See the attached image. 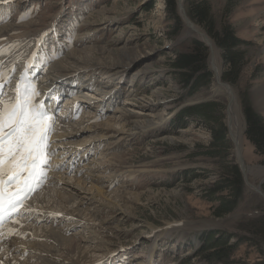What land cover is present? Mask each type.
I'll return each instance as SVG.
<instances>
[{
  "label": "rangeland",
  "instance_id": "rangeland-1",
  "mask_svg": "<svg viewBox=\"0 0 264 264\" xmlns=\"http://www.w3.org/2000/svg\"><path fill=\"white\" fill-rule=\"evenodd\" d=\"M197 1L203 0H183L185 12L191 2ZM204 1L214 28L222 22H230L235 35L242 40L238 55L241 64L239 66L238 61L237 67L232 64L229 69L222 48L202 24L188 17L191 27L200 28L209 36L208 41L216 50L220 80L235 93L242 124L239 154L227 122L228 91L225 95L216 86L211 49L207 51L208 69L212 73L210 86L179 103L176 101L179 89L168 70L174 57L173 47L178 44L177 39L185 28L177 0L176 9L183 26L173 37L167 33L172 19L167 17L166 0H5L0 3V32L5 29L8 35L18 34L24 38L8 40L6 35H1L0 41L6 39L7 46H24L37 40V55L50 64L75 48L78 53L86 55V72L81 71L84 67L78 69L81 78L88 77L93 81L91 89H97L96 96L107 97L110 91L118 90L122 102L127 100L123 106L117 107L122 112L116 113L107 112L105 104L97 106V101L83 102L84 106L79 110L87 122L81 125L83 122L72 121L78 129L70 135L76 139L80 134L85 142L87 136L92 135L94 145L90 147L91 153L79 156L74 163L72 169L77 170L72 172L71 169L67 183L71 188L73 175H79L78 169L82 165L94 166L87 172H93L91 177L102 181L97 195L103 199L91 203L93 199L87 195L85 202H73L74 208H78L76 211L68 208L54 211V204L58 205L60 201H52L49 211L55 212V218L50 222L54 226L60 224L61 228H51L46 238L52 234L72 237L75 251L80 254L78 264H95L107 257L114 259L108 264H136L137 260L147 261L149 257L152 264H204L194 254L200 246L202 232L210 229L239 231L237 219L264 208V162L246 137L243 111L245 102L264 119V0ZM191 32L187 37L200 39ZM128 48L134 49V56L122 55ZM117 55L119 60H114ZM91 63L102 67L89 65ZM49 66L55 68V64ZM58 71L72 70L62 68ZM90 94L94 95L93 92ZM201 101L214 103L204 109L208 118L191 114L186 117L185 124L179 125L174 117L179 109ZM135 118L139 120V126H135ZM105 121L113 126L118 121L121 130L114 132L106 126L87 130V124L103 126ZM219 125L225 128L224 137H213V132H220ZM81 151H78L79 155ZM219 151L238 164L245 189L251 194L223 216L211 214L210 206L216 201L203 193L204 186L218 177L219 162L211 157L210 152ZM105 177L110 178L104 182ZM61 184L65 191H69L66 181ZM89 185L90 182H86L85 186ZM255 187H259L260 193H256ZM89 209L99 217L95 220L90 218L93 216L84 217L87 232L99 233V236H93V241L98 236L93 247L77 243L71 235L72 225L81 219L80 211ZM101 220L111 222L108 225L111 227H104L99 222ZM81 230L85 235L86 229L81 227ZM248 245L246 242L239 244L234 256L241 258L242 264L261 262L264 240L263 253ZM152 247L154 252L150 253Z\"/></svg>",
  "mask_w": 264,
  "mask_h": 264
},
{
  "label": "bare ground",
  "instance_id": "bare-ground-1",
  "mask_svg": "<svg viewBox=\"0 0 264 264\" xmlns=\"http://www.w3.org/2000/svg\"><path fill=\"white\" fill-rule=\"evenodd\" d=\"M4 1L5 0H0V3H3ZM180 2L183 4V0H180ZM49 11H51V8L49 9ZM189 23L192 26L191 24L192 22ZM187 31L189 32L190 29H187ZM6 33L7 31L4 29L3 32H0V36L6 35L8 40L9 39L24 40V38H21L18 34L8 35ZM193 33L197 34V32H193ZM37 43L38 41L36 40L34 42L30 41V43L24 46H18V45L7 46L6 39L0 41V50H2L0 51V62L3 63L4 68L7 70V80L4 83L10 88L11 98L15 96L16 84L21 80H23V82L35 84L36 89L41 90V94L36 99L38 102H41L45 106V109L49 111L51 114H54L55 107H57L58 102L60 103L63 97L68 98L65 101V103L67 102L66 104L71 103V105H74L76 103H80L82 104V106H84L83 102L97 101L98 102L97 106L101 104L106 105L107 112H115V113L119 111L122 112L117 107L123 106V104H125L127 100L125 99L122 102L118 90L110 91L107 97L101 94L97 97L96 96L97 89H91L93 81L88 77L81 78V71L84 73L88 68V67L87 68L84 67L87 65L86 64L87 58L85 57L86 55L83 52L78 53L76 49L73 48L72 50L68 51L65 56H62V58L57 59L53 63L55 64V68H53L52 66H49L53 64H50V62L47 60H41L39 58L38 62L35 61V50L37 48L36 46ZM212 45L213 44L209 46L211 49V58H210L211 65L213 67V70L215 71L216 80H218L220 79V69L216 61L217 59L216 50L215 47ZM97 49L99 51V48ZM123 52H124L122 53L123 56L129 55L132 57L135 55V51L133 48H128L126 50H123ZM106 54L111 55V53H106ZM106 54L104 57H106ZM113 59L119 60L118 55L116 58L114 57ZM21 63L22 65L19 66V64ZM89 65H94L95 67H102L97 63L96 64L91 63ZM13 68L14 70H12ZM62 68L72 71L59 72L58 69L62 70ZM78 68L79 69L83 68V69L79 71ZM102 81L103 80L101 79L100 82ZM220 91L224 92L225 95H226L225 91H228V94L226 95L229 99V106L227 109L228 110L227 122L229 129L233 134L232 137L235 140L234 144H236V147L239 148L241 146L242 124H241V117L237 108V103L235 98L236 96L231 87H229V89H227L226 87H222V89L220 88ZM90 92H93L94 95H91ZM46 99H49L50 101L45 102ZM83 116H84L83 112L79 114V116L76 119H74L71 116V114L69 116L67 115L64 116L63 117L64 120L59 121L56 127V131L54 130L53 133L51 134L50 136L51 149L55 150V154L51 157L53 163L51 168H49L48 178L41 191L37 192L33 196V199L27 203L28 211H32L34 214V217L29 220V225L30 227L32 226L31 229L35 230V233L33 234V236L24 235L20 237H14L11 241V237L13 236L14 231L18 229V226L23 224L25 220H20L17 225L16 224L14 225L13 222H11L9 225H6L4 228H2L0 231V264H78L77 259L79 258L80 254L77 251H75V245L72 237H67L64 230L61 229V231L66 236L62 234H52L46 238V235L51 228L60 227V224L59 226H54L50 221L46 224V222L48 221L46 214L49 213L53 218H55L54 217L55 212H51L49 210L51 208L50 206L52 201L56 202L57 199L60 202H58V205L54 204L53 206L54 211L55 210L62 211L65 208H68L71 211H76L75 209L78 208H74L75 205L73 204V202L76 200H78V203L85 202L87 200V195H90L89 199L90 198L93 199L91 203H93V201L97 199L100 198L103 199V196L97 195V193L101 191L102 181L99 178H92L91 176L93 175L92 174L93 172L91 171L87 172V169L92 167L94 168V166L89 167L86 166V164L82 165L78 169L80 170L79 175L72 174L74 177V182L71 184V188H70V185L67 183L68 182L67 178L70 177V174L68 173H71V171L67 170L66 166L63 167L59 163L60 162L59 153L62 152L63 155L67 158L71 157L69 163H72L73 161H75L74 157L75 154H78V151L83 150L81 151L80 156L81 155L87 156V154L90 152V147L94 145V143L91 142L92 135L87 136L86 142H85L86 140L85 138L83 139V137L79 136L80 134H78L76 139L70 135L72 132H76L77 131L76 129H78V127H74V123L72 121L77 123L79 121L83 122L81 125H84L87 122V119L86 120L82 119ZM65 118H68L67 121H65ZM134 124L135 126L140 125V122L137 118H135ZM104 126L109 127V129H111L114 132H118V130H121L120 127L118 126V121L115 122L114 126L113 123H109L108 121L103 122V126H98V124L96 125L87 124V130L103 129ZM66 128L69 129L66 130ZM88 139L90 140L88 141ZM99 153L101 154L102 152L100 151ZM75 170H73L72 172H74ZM109 178L110 177L108 178L105 177L103 181L105 180L104 182H106L107 179ZM62 181H66V184L69 185L68 186L69 191H65L64 185L61 184ZM86 182H90L91 185H89V187H86L85 186ZM74 184H76V186ZM80 184H82L83 186H81ZM91 188H93L92 191ZM89 191L90 194H88ZM110 199L111 198H109V200ZM59 205H62L64 208H61ZM94 205H96V203H94ZM97 207L100 206L98 205ZM94 213L95 212H93V209L80 211L79 214L81 215V219L78 222H76L74 225H72L71 230H73L72 231L73 234L71 235L74 236V239L77 243L82 245L88 244L91 247H93L94 244L92 245V243L98 241L97 238L99 236L98 235L99 233L96 232L95 234H91L90 232H87V227H86L87 223L84 221V217L88 219L89 216H93L90 217L93 218V220L99 218L97 216L98 214L96 215ZM38 218H40V220ZM99 222L104 224V227L106 228L111 227L108 226L111 222H105V220H101ZM81 227H84L86 229L85 235H83V231L81 230ZM94 228L96 229L95 226ZM95 235L98 236L93 241L94 238L93 236ZM83 236L85 237L83 238ZM85 239H90V240L86 241ZM48 240H51L49 241L50 243L48 242ZM82 240L85 241L83 242ZM32 252L34 254H32ZM153 252H154V247L151 248L150 253ZM60 254H63V256ZM146 259L147 261H149V264H152V259L150 257ZM147 261L137 260L136 264H148Z\"/></svg>",
  "mask_w": 264,
  "mask_h": 264
},
{
  "label": "trees",
  "instance_id": "trees-1",
  "mask_svg": "<svg viewBox=\"0 0 264 264\" xmlns=\"http://www.w3.org/2000/svg\"><path fill=\"white\" fill-rule=\"evenodd\" d=\"M166 1L167 17L172 19L167 33L169 37H173L182 28L183 20L177 13L175 0ZM186 14L192 21L195 20L202 24L207 34L222 48L229 69L232 64L237 67L236 62L238 61L240 66L238 55L240 54L239 44L242 40L235 35L230 22H222L214 28L213 20L209 16V10L204 0L191 2L186 9ZM173 49L174 57L169 63L171 69L168 72L177 83L179 91L176 101L179 103L195 92L208 88L212 81V73L208 69V47L200 39L187 37ZM212 104L214 103L211 101H201L184 106L174 117L179 125L185 124L186 117L191 114H202L203 117L208 118L204 109ZM243 111L246 120V137L253 143L256 152L262 156V162H264V119L245 102ZM217 129L220 132H213V137H224V126L219 125ZM211 143L214 144L213 141ZM210 155L219 162L220 171L214 182L204 186L203 193L211 200L216 201L210 206L211 214L223 216L236 209L251 194L246 191L240 168L233 159L228 160L226 154L220 153V151L210 152ZM237 228L239 231L232 233L226 229L205 230L200 236V246L194 254L201 258L205 262L204 264H242V259L234 256L236 247L242 242L249 243L248 246L263 253L264 208L261 211L250 213V216L242 215L237 219ZM260 261L252 264H264V259Z\"/></svg>",
  "mask_w": 264,
  "mask_h": 264
},
{
  "label": "snow or ice",
  "instance_id": "snow-or-ice-1",
  "mask_svg": "<svg viewBox=\"0 0 264 264\" xmlns=\"http://www.w3.org/2000/svg\"><path fill=\"white\" fill-rule=\"evenodd\" d=\"M6 80L0 62V89ZM39 95L35 84L21 80L14 97L0 99V224L20 214L24 201L46 178L55 154L50 147L55 116L37 101Z\"/></svg>",
  "mask_w": 264,
  "mask_h": 264
},
{
  "label": "water",
  "instance_id": "water-1",
  "mask_svg": "<svg viewBox=\"0 0 264 264\" xmlns=\"http://www.w3.org/2000/svg\"><path fill=\"white\" fill-rule=\"evenodd\" d=\"M177 6H178L180 14L182 15V17L184 19V22H185V28L183 29L182 33L178 37L177 42L178 43L181 42L182 40H184V38H186L188 35H190V33L187 31V29H190L193 32H197V34H193L192 32H191V34L197 35L203 42H205V44L207 45L208 49L210 50V47H209L210 44L208 43V39H210L209 36L204 31H201L200 28L197 29L195 27H191V25L189 23L191 20L186 15L185 9L183 8V4L180 2V0H177ZM214 79H215V76H214ZM215 82H216L217 88H221L222 89V87H228L227 83L221 81L220 79H218V80L215 79ZM230 101H231V99H230ZM227 113H228V110H227ZM229 133H230V130H229ZM230 135H231V133H230ZM231 137H232V135H231ZM235 146H236V144H235ZM236 148H237V152L239 154V148L238 147H236ZM239 162H240V165L242 167V170H244L243 163H242V161L240 159V156H239ZM263 179L264 178H262V180ZM255 191H256V193H260L259 187H255Z\"/></svg>",
  "mask_w": 264,
  "mask_h": 264
}]
</instances>
